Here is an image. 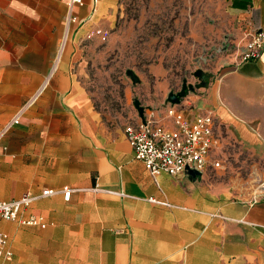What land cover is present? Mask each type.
<instances>
[{"label":"crops","instance_id":"obj_1","mask_svg":"<svg viewBox=\"0 0 264 264\" xmlns=\"http://www.w3.org/2000/svg\"><path fill=\"white\" fill-rule=\"evenodd\" d=\"M84 1L77 35L114 28L119 0ZM229 2L246 34L264 29V0ZM66 13V0H0V131L27 106L0 141V201L74 190L28 209L44 228L0 222L13 254L3 264H264V189L239 176L252 159L264 175V53L182 102L190 115L213 113L216 155L241 170L218 183L209 172L154 179L125 124L106 121L77 81L78 56L70 48L57 63ZM168 105L145 115L166 124Z\"/></svg>","mask_w":264,"mask_h":264},{"label":"rangeland","instance_id":"obj_2","mask_svg":"<svg viewBox=\"0 0 264 264\" xmlns=\"http://www.w3.org/2000/svg\"><path fill=\"white\" fill-rule=\"evenodd\" d=\"M74 27L62 52L64 30L58 58L71 48L77 81L106 121L125 126L140 109L163 107L171 94H184L185 104L202 97L209 81L242 63L247 37L229 0H119L116 25L103 31L106 40L77 35ZM222 161V168L209 171L215 183L241 170L239 158L225 153ZM247 167L239 176L257 192L264 185L257 188L264 179L260 160Z\"/></svg>","mask_w":264,"mask_h":264},{"label":"built area","instance_id":"obj_3","mask_svg":"<svg viewBox=\"0 0 264 264\" xmlns=\"http://www.w3.org/2000/svg\"><path fill=\"white\" fill-rule=\"evenodd\" d=\"M84 0H68L65 18V41L61 47L63 52L66 40L72 28L78 24L77 9L84 6ZM100 37L106 40L107 36L102 30L90 31L86 34L87 39ZM62 52L59 55H62ZM264 53V29L259 28L247 34L242 53V62L255 61ZM57 60V63L59 61ZM179 103H172L169 98V107L166 111L167 123L140 114L125 126V133L132 146L135 158L144 163L147 170L157 179L161 174L179 176L195 171L200 174L217 170L223 167L222 159L216 155L219 147V139L215 132V117L212 112H200L190 115L183 109L182 99ZM27 106L21 108L18 116L14 118L2 131L0 141L5 134L16 124L19 117ZM74 190L65 187L62 190L46 189L39 195L26 193L18 199L0 201V222H17L24 226L45 227L43 218L40 216H26V212L32 204L45 197L62 194L69 201ZM124 196L123 194H120ZM154 204L169 205L166 202L150 198ZM8 235L0 228V264L10 260L12 252L7 248Z\"/></svg>","mask_w":264,"mask_h":264},{"label":"water","instance_id":"obj_4","mask_svg":"<svg viewBox=\"0 0 264 264\" xmlns=\"http://www.w3.org/2000/svg\"><path fill=\"white\" fill-rule=\"evenodd\" d=\"M181 96V94H171L170 96H169V98H170V101L172 102V103H179V101H180V97ZM140 112H141V114H142V109H140ZM189 174L191 175V176H193L194 178L195 177H198V176H200L201 174L200 173H198V172H195V171H190L189 172Z\"/></svg>","mask_w":264,"mask_h":264},{"label":"bare ground","instance_id":"obj_5","mask_svg":"<svg viewBox=\"0 0 264 264\" xmlns=\"http://www.w3.org/2000/svg\"><path fill=\"white\" fill-rule=\"evenodd\" d=\"M262 188L264 189V185L262 186Z\"/></svg>","mask_w":264,"mask_h":264}]
</instances>
